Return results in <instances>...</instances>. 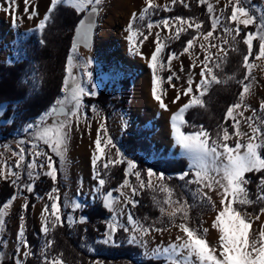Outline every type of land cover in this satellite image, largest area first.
<instances>
[{
    "label": "snow or ice",
    "instance_id": "snow-or-ice-1",
    "mask_svg": "<svg viewBox=\"0 0 264 264\" xmlns=\"http://www.w3.org/2000/svg\"><path fill=\"white\" fill-rule=\"evenodd\" d=\"M102 0H50V4L46 13L39 19L37 27L42 31L47 21L50 19L52 12L62 4L72 5L77 12L84 11L88 5L91 7V15L87 20L81 19L76 28V39L72 44V53L77 51L80 43L88 45L93 29L95 28V20L93 17L99 12V5ZM9 4L16 5V0H8ZM181 3L184 7L189 5L185 0H171V4ZM201 5L207 3V0H198ZM18 7V5H16ZM25 11L29 8L35 9V5L30 4V0H24ZM231 6V14L226 17L228 24H221V15H216L213 4L207 3V11L211 20V30L206 33L202 32L204 22H197L194 18H184L182 16L165 17L159 21H151L147 23L148 34L145 35L140 28L134 27V22L144 20L146 16L155 13L161 8L160 5L155 4L154 0H146V6L140 11L139 15L133 13L129 24L127 25L126 39L129 42V47L137 54H141L140 45L148 41L152 35L154 25L156 27H163L168 29L170 35L166 40H180L182 33H187L189 29H195L197 36H202L203 41L208 44L201 43L200 47L204 51L203 59L200 60L199 82L195 83L196 93L193 92V73L189 72L187 77V87L183 91L177 90L172 103H177L181 99V95L191 96L186 103H184L171 116V134L174 138L175 145L179 146L189 158V172L193 173L194 179L186 180L189 172H182L179 175L180 180L185 181V186L195 183L199 185L198 192L206 200L207 204L212 208H216L217 204L212 200L204 189L209 191H216L217 195L221 197L219 204L223 205L222 209L218 211L212 222V227L218 229L219 237V251L215 246H210L206 239L208 228H204L202 223L196 227L190 226L189 205L187 201H181L179 198H174V190L165 183L163 173H155L151 168L146 170L147 179L142 177L140 170H137V165L133 160L125 159L120 149L116 148L110 136L107 135L106 124L101 122L97 128V134L94 140L95 150L92 153L91 164L95 173L94 179L97 181L95 192L102 195L103 206L110 212L111 219L106 221L107 231L103 243L115 244L116 234L118 230L127 233V242L129 244L146 245L145 236L150 235L153 231L162 233L163 228L155 227L154 224H145L136 219L130 212L126 213L124 208L116 210V204L123 201L124 204H130L133 208L136 207L138 201L134 199L139 190L145 188L152 189L164 193L163 202L156 201L159 206V211L162 216H167L171 227H176L179 233L175 237V241H170L168 246H157L151 250V255L155 257H163L165 264H264V224L260 226L258 234L253 229L254 221L260 219V215L264 214V207H261L259 214L253 217L250 213L243 210L244 206L252 205L260 201H264V118L257 117V109L251 108V105L245 104L246 94L250 92L251 83H245L251 76V71L254 67L250 62V57L253 56L254 41H259V51L255 54V59H264V9H260L259 16L252 14L255 8L251 11L248 7L243 6L242 0H229L228 4L224 5L227 9ZM10 9H5L8 11ZM163 10L170 11L168 4L163 5ZM39 15L38 11L33 10L29 15V19L35 18ZM259 20V23L257 21ZM235 24V27H231ZM244 25V29L248 26L254 25L255 31L244 32L242 42L247 46V54L243 55V67L246 69V74L243 79L239 81L242 85V90L239 92L237 101L227 107L225 114V121L231 120V127L234 129L230 133L229 127L220 125L218 131L210 134L203 125H200L194 131H184L183 126L187 125L185 120V113L188 109L194 106L203 107L202 97L209 90L212 84L227 83V80H221L214 72V68L219 69L221 63L228 58L229 49L231 51H239L238 44L240 41L237 37L244 31L240 27ZM222 27L223 36L218 38L219 44L211 43L214 38L213 33ZM197 36L187 39L186 46L183 47V53H190L193 49ZM155 47L151 52L149 59V66L152 70L151 79V93L153 98L159 103V107L167 110L168 105L164 102L163 96L166 91L163 90V78L159 74L160 70L165 68L162 63L164 59V52L168 45L161 40L159 31L155 33ZM227 46V47H226ZM210 48H217L218 51L212 53ZM215 57V59L213 58ZM167 68L171 69V63L174 59H178L175 52L167 55ZM91 63V61H86ZM195 59L190 65L195 68ZM76 67L73 55H69L66 61V75L62 82V95L57 97L55 101L40 114L38 120L33 124H28V129L35 128V140L31 141V161L27 164V175L32 178L31 183L23 184L22 187L28 192H34V182L36 176L40 173H34V170L39 167L45 169L44 175L51 178L54 186L50 192L47 193L49 203H46L41 211L42 227L41 231L47 235L50 229H56L58 226H65V219L70 226L73 223H85L86 217L80 216L77 221L72 215L62 218L61 203L59 196V189L55 186L57 181V167L53 156L45 151L41 146H47L51 153L59 157L61 163H66L65 153L67 151V144L70 132L72 131L73 121L79 125L80 119L87 118V113L83 111V97L86 95H95L94 92L89 91L84 87L80 81L73 75V70ZM181 71H184L181 65ZM89 80H91L92 73H87ZM180 79L176 72H170L167 76V81L171 87L176 88V85L171 84L173 79ZM229 77L228 79H233ZM254 79V77H252ZM93 87H95L93 85ZM253 115L244 117V111L250 109ZM259 111L264 113V100L260 102ZM247 124L250 132L241 131V119ZM90 127V126H89ZM103 134V138H102ZM235 137L234 145L229 143ZM247 137V140H244ZM103 145V146H102ZM115 149V155L112 156L110 152L105 149ZM26 150L21 147L18 152H13V156L18 157L13 166H9L6 161L0 162V179L10 180L13 186H20V169L24 167ZM98 162L102 164L106 171L109 166L120 164H127L124 171L125 179L118 189L108 190L106 194L102 191L106 184L105 178L101 175L97 165ZM6 169V171H5ZM248 173H260L257 184V196L253 200L250 198L248 185L251 180L247 177ZM129 175L135 177L136 184H133L129 179ZM156 181H153V177ZM167 179H171L168 177ZM138 185V187H137ZM128 189L129 192H125ZM218 189V191H217ZM114 191H119L120 196L115 197ZM17 199L16 195H12L10 199L3 203L0 207V227L5 223V217L8 214V208ZM155 200L156 198L153 197ZM167 205V207H165ZM22 209L27 210L29 207L27 198L22 204ZM80 203L72 205L73 210L81 208ZM126 220L121 221L120 216H125ZM145 220L147 218H144ZM179 219V223H177ZM18 235L23 249H18L22 252V257L17 258L15 264H22V258L32 255L31 246L25 239V223L24 217L20 218ZM52 241H47L45 248L52 245ZM44 264H65L61 256L57 255L49 260L48 256H44ZM99 264V262H96Z\"/></svg>",
    "mask_w": 264,
    "mask_h": 264
},
{
    "label": "rangeland",
    "instance_id": "rangeland-1",
    "mask_svg": "<svg viewBox=\"0 0 264 264\" xmlns=\"http://www.w3.org/2000/svg\"><path fill=\"white\" fill-rule=\"evenodd\" d=\"M186 1L187 0H185V2ZM228 2L229 0H207V3L213 4L216 15H221V13L223 12V15H221L222 25L228 24L226 17L230 16L231 14V6H229L227 9L224 8V5L228 4ZM154 3L160 5L162 8L163 5L165 4H168L170 6L171 0H154ZM207 3H205L206 6ZM242 3L243 6L245 7L255 8V12L258 15L260 14V9H264V0H242ZM30 4L35 5L36 7L35 9L30 7L29 10L26 12L24 6V0H16V5H18V7L16 5L9 4L8 0H0V60L5 62H13L21 58H28L29 62L26 65V71L22 75V78L23 80H28L31 87H36L39 83L38 76L35 70L34 62L29 59L28 50H30L31 46L33 45L32 41L40 40L41 30L37 27V25L39 19L42 18L43 15L46 13V10L50 4V0H30ZM145 6H146V0H102L101 4L98 6L99 7L98 20L95 29V37L93 44L89 48H84L83 46L80 45L77 48L76 52L79 53L83 58V62L80 64V66H85L86 61L92 60L91 64L93 69L99 68L102 71H106L109 68L110 63H113V65L116 63L117 65L125 64L127 68H130V70L136 72L137 74L141 73L143 75V72H147V78L145 81L147 83L148 92L151 93L152 70L149 66V59L151 52L154 51V47H155L154 44L155 33L157 31L160 32L161 40L164 43H167L169 41L166 40L165 38L168 37L170 33L168 29H164L162 26L158 28L154 25L152 29V35L149 37L148 41H146L143 45H140L141 54L135 53L129 47V42L126 39V36L128 34L126 30L127 25L130 22L132 14L137 13V15H139L140 11ZM5 9H10V10L5 11ZM33 10L38 11L39 15L35 18L29 19L28 17L31 11ZM158 10L155 13L146 16L144 20L137 19L134 22V27L140 28L141 31H143L144 34L147 35L148 34L147 23L149 22V20L155 22L165 17L182 16L186 19L191 17L194 18L197 22H200L193 15L179 14V15H171V16L166 15L161 18L153 17L154 14L158 13ZM230 26L234 28L235 24H231ZM208 30H211V28L202 32L206 33ZM223 35L224 33L222 31V27H218V29L213 33L214 38L211 40V43L219 44V40L215 38H218ZM30 36L32 37L29 38ZM193 36H197V34L195 33L191 37ZM201 43L208 44L209 42L203 41L202 36H197L193 49H190V53H183V47L186 46L185 44L180 51L176 52L178 59H174L172 61L170 70L167 68V61H165L164 59L162 60V63L165 64V68L160 70L159 74L163 78V85H162L163 90L166 91V95L163 96V99L168 103H172V100L175 97L177 90H182L184 87H186L187 80L185 81L184 73L188 71L193 73V76L196 78L197 83L199 82L200 60H202L204 56V51L200 47ZM209 51L215 53L216 51H218V49L210 48ZM258 51L256 53H258ZM213 58L215 59V57ZM194 59L198 66L195 68H191L190 65L192 64V61ZM139 61L145 62L146 65L144 63H139ZM188 62H189V66H188ZM250 62L253 63L254 67L251 71V76L249 77V80L246 83H251L252 87L250 89V92L246 94L244 102L247 105H251V108L257 109L256 112L257 117L264 118V113H261L259 111L260 102L264 100V59L256 60L254 55L253 57H250ZM91 64H86V65L90 66ZM113 65L112 67H114ZM181 65L183 66L184 71H181ZM108 71L111 72L112 69L110 68L108 69ZM170 72H176V74L180 77V79L174 78L171 82V84L176 85V88L171 87V85L168 83L166 79L167 76L170 74ZM214 72H215V68H214ZM79 74H80V82L82 84V82L85 81L84 79H82V75L80 71ZM252 77H254V79H252ZM125 78H127L130 82V92H131L127 110H123L120 107H112L110 112L107 114L105 113L103 106L99 104L98 101L92 99L87 102L83 97V102H82L83 111L87 113V118L85 119L82 117L81 120L79 121V125H77L76 123L72 125V131L70 132L69 135L67 151L65 153L66 163H61L59 157H56L55 154L51 153V150L47 148V146H44L42 142H40L44 150L48 151L49 154L52 155L53 159L56 161L57 175L59 176L57 177V181L59 180L60 181L58 182V184L56 181L55 186L58 187L59 189L62 218H66L68 215H72L74 217L73 208H72V205L74 203H80L83 206L88 202L94 201L100 196V194H97L95 192L97 181L94 179L95 173L93 171V166L91 164L92 153L95 150L94 140L97 131L93 132L91 130V127H89V125H87L86 123V120H88L90 117L93 107L97 108L99 111H101L106 115L107 135L111 137L116 148L120 149V151L123 153V157L126 160L130 159L133 160L135 163H136V159L133 157L132 153L125 151L120 141V136L124 130V129L121 130L122 126L129 122H137V123L145 122V123L155 124L158 127V129L161 127L162 120L158 115L154 114L144 106H138L141 103H143V98L145 100L146 97L145 93L143 92V88H141L142 83H144L143 80L134 79L133 88L131 86V80L129 76L114 81L118 83L120 87L119 88L120 94L118 96L114 94L116 84L110 85L108 82H105L104 84L107 85V89L110 93V97L118 98L121 95L122 80ZM104 84H102V86ZM88 88H90L89 91L94 92L95 94H97L98 91L100 90L99 89L98 91H95V89H92L90 83H88ZM90 96H94V95H90ZM181 100L182 99H180L175 104L181 105L180 103ZM50 105L47 106L45 109H43L41 112H39L36 116L21 121L17 126V128L14 129L10 135L4 136L0 133V162L6 161L9 166H13L15 164V160L18 158L16 156H13V152H18L19 148L21 147H23L26 150L25 152L26 159L24 162V167L20 169L13 168L14 171H19L21 173L20 186H18V190L14 194L17 196V199L8 208L7 210L8 214L5 217V223L2 227H0V262L10 258L14 262H16L17 258L22 257V252L18 251V249H23V245L20 243L18 230H19V225L21 223L20 220L21 216L24 217V223H25L26 212L25 210L22 209L21 206L25 202V197L27 198V201L29 200L28 192L22 187V185L33 182L32 178H30L27 175V164L32 159L31 141L35 140V136H34L35 131L32 132L31 134L27 132L24 133V131L28 129L27 125L33 124L36 120H38L40 114H42L46 109H48ZM3 106L5 105L3 104ZM14 108L15 111L10 115V117L8 118L0 117V122H7L10 121L13 117H17L19 111L16 103L14 104ZM251 108L244 111V117L253 115ZM237 118L241 119V125H240L241 131L250 132L243 118L239 116ZM229 131L231 133L234 131V129L229 128ZM156 134H159L157 130L151 134L154 145L152 151L151 152L140 151V153H142L145 159L156 158L157 153L160 151L156 144L157 143ZM102 138H103V134H102ZM232 140L235 143V137H233ZM244 140L246 141L247 137H244ZM234 143L231 145H234ZM106 152H110L112 156L115 155V150L113 149L106 148ZM97 167L100 170L103 178H105L106 180L108 169L105 171L102 167V164L100 166L97 165ZM126 167L127 164L125 165V169ZM149 168L153 170L152 167L150 166L147 167V169ZM44 171L45 169L39 167H37L34 170V173H40L35 178L34 191H35L36 181H38L42 176H46L43 174ZM182 172L184 171L174 172L171 173V175H175L179 177V175ZM132 177L134 176L129 175L128 179L133 184H136L137 182L135 180V177L134 180L132 179ZM144 179L146 180L147 176ZM152 179L154 182L156 181L155 176ZM186 180H190V179L186 178ZM122 182L117 186L116 189L119 188ZM165 183L170 188H172L167 183L166 180ZM181 185L183 190L182 192H180V194L176 193L173 188L172 189L174 190V198H179L181 201L186 200L188 205L190 206L188 209L190 216V226L196 227L202 223L204 228H208L209 231L206 236V239L209 242L210 246H215L219 251V244H218L219 232L218 229L212 227V222L214 221L215 216L218 214V211L221 210L223 207V205L219 204V200L221 199V197L217 195L216 191H209L208 189H204V191L207 192L208 195L212 197V200L215 201L217 204L216 208H212L210 205L207 204L206 200L198 192L199 185L197 187H192L190 184L185 186L184 180H182ZM50 190L45 191L42 194H36L37 197L32 203V210H31L32 221L36 220L38 224L42 223L41 211L44 205L46 203L50 204L47 197V193L50 192ZM124 191L129 192L128 189H124ZM113 195L115 197H119L120 192L116 191L113 193ZM180 195L182 198H180ZM164 196L165 194L161 193L160 196L161 202H163ZM9 199L10 197L8 198V200ZM196 205H200V208L199 210H195L196 212L194 216L198 215L200 219L199 220L196 219L195 221L194 219H192L193 215L191 213V209ZM165 207H167V205H165ZM120 208H124L126 210V213L130 212L128 204L127 205L124 204L122 200L116 204V210L119 211ZM257 214H259V211L257 213H252L251 215L255 217ZM163 217L165 216H162L160 213L159 215L160 221L162 220ZM110 219H111V214L105 217V223ZM119 219L122 222L125 221L126 215L120 216ZM179 222L180 221H178L177 223ZM73 224H71V226ZM262 224H264V214H261L260 219L258 221H254L252 225L253 229L256 230V234H258V231ZM163 229L164 231L162 233L153 231L150 235L144 237L147 243L146 245H140L142 248L143 256H153L151 255L152 249L156 248L158 245L165 247L168 246L170 241H175V237L178 234H181L179 233V230L176 227H171V225ZM106 231H107V227L105 229L104 235L97 238L98 242H103ZM47 235L43 234L42 237H39L38 252L42 258V262H40L39 264H44L45 255L48 256L49 260L59 255L50 252V247L45 248L47 241L51 240L47 237ZM127 235H128L127 233L123 232L121 237L126 238ZM85 246L90 252L95 251L94 244L87 243ZM24 258L25 257L22 258V261ZM96 262H99V264H104L103 260L98 258L93 260L89 264H96ZM124 264H130V263L125 262Z\"/></svg>",
    "mask_w": 264,
    "mask_h": 264
},
{
    "label": "trees",
    "instance_id": "trees-1",
    "mask_svg": "<svg viewBox=\"0 0 264 264\" xmlns=\"http://www.w3.org/2000/svg\"><path fill=\"white\" fill-rule=\"evenodd\" d=\"M189 6L184 7L181 3L170 5V11L163 10V7L158 10L153 17L161 18L166 15H193L197 20L203 21L202 31L211 28V20L207 11L206 4L201 5L198 0H187ZM252 10L253 8H249ZM81 12L70 4L59 5L50 15L45 28L40 32V40L32 41V46L29 53V59L34 62L35 70L39 79L36 87H31L28 80H23L22 75L26 71L28 58H21L13 62H5L0 60V103L5 101L6 107L0 114L2 118H8L15 111L14 104L18 106L19 113L17 117H13L10 121L0 122V133L8 136L17 128L23 120L30 119L36 116L39 112L49 106L55 99L62 95V82L66 73L67 57L71 54L74 57L76 67L73 70V75L80 81L79 66L83 62L82 56L75 52L72 53L71 38L73 28L80 17ZM254 15L259 16L256 12ZM259 23V20L257 21ZM244 29V25L240 26ZM255 31L254 25L248 26L241 33L237 40L239 51H231L229 49L228 58L221 63L219 69L215 68L217 76L221 80H227V83L212 84L202 97L203 107L194 106L185 113L187 125L183 126L184 130H196L200 125L215 138V133L218 131V126L224 125L231 127V120L225 121L227 107L237 101L239 92L242 90V85L239 83L246 74V69L243 67V55L247 54V46L243 44L242 38L244 32ZM195 29H189L187 33L181 34L180 40H169L163 56L166 57L171 52H178L186 44L193 34ZM30 36L29 38H31ZM259 41L255 40L253 45V56L258 51ZM252 56V57H253ZM234 77L233 79H228ZM247 81H245L246 83ZM130 82L127 78L122 80V91L118 98H111L104 84L97 94L94 96L86 95L84 99L96 100L104 108L105 113H109L112 107H120L123 110L128 109L130 98ZM111 105V106H109ZM155 129L154 125L138 126L134 122L128 123L121 136L120 141L125 151L131 152L136 159L138 170L141 171L142 177L146 178L147 167H152L157 173H163L167 183L175 190L176 193L182 192V185L177 176L171 173L184 171L189 172V159L186 156H168L157 157L153 159H145L140 151L149 152L151 150V140L149 133ZM35 131L27 129L24 133L31 134ZM230 144L234 141L230 140ZM115 150V149H113ZM101 163L98 162V166ZM125 164L109 166L108 174L106 175V184L102 190L105 194L108 190L116 189L123 181L125 175ZM247 177L251 183L247 186L250 193V198L256 199L258 194L257 184L260 173H248ZM57 177H59L57 175ZM171 177V179H167ZM187 179H194L193 173L189 172ZM134 180V177H132ZM60 181V180H59ZM57 181V184L58 182ZM53 181L48 176H42L36 181L35 191L28 193L29 207L25 211V238L31 246L32 255L25 257L22 264H39L42 262L41 255L38 252L39 236L35 232L32 221V203L36 199V194H42L48 191L53 186ZM192 187H197L198 184H190ZM18 190V186H13L10 180L0 179V207L14 195ZM116 192V191H114ZM113 192V193H114ZM161 192L154 191L149 188L139 190L134 199L138 204L133 208L130 204L128 207L131 214L142 223L154 224L155 227L165 228L170 226V221L167 216L160 221L159 206L156 201H160ZM153 197L156 199L154 200ZM180 198L181 195H180ZM61 201V199H60ZM261 207H264V201L244 206L243 210L248 213H257ZM200 205H196L191 209L192 219H200L197 215L194 216L195 210H199ZM205 211V210H202ZM74 218L78 221L80 216L86 217L85 223L76 222L72 226H58L56 229H50L47 237L53 242L50 247V252L59 254L65 264H89L95 259L103 260L104 264H165L164 258L155 256H143L142 248L138 244H129L126 238H122L123 231L118 230L116 234L115 244H105L98 242L97 238L104 235L106 229L105 217L110 212L103 206L102 195L92 202L84 204L81 208L73 210ZM144 218H147L146 220ZM179 219H177V222ZM194 227V226H193ZM87 243L94 244L95 251L90 252L86 248ZM0 264H15L10 258L0 262Z\"/></svg>",
    "mask_w": 264,
    "mask_h": 264
},
{
    "label": "crops",
    "instance_id": "crops-1",
    "mask_svg": "<svg viewBox=\"0 0 264 264\" xmlns=\"http://www.w3.org/2000/svg\"><path fill=\"white\" fill-rule=\"evenodd\" d=\"M190 38H192V37H190ZM90 61H92V60H90ZM113 62H115V61H113ZM139 63H144L146 65V63L143 61H139ZM86 64H91V63H85V66L79 67V71L82 75V79H84V81H85V82H82V85L84 87L88 88V83H90L92 89H95V91H98L100 89V87L102 86V84H104L105 82H108L110 85L116 84L114 94L116 96H118L120 94V89H119L120 87H119V84L114 82V81H117L118 79L129 76L130 80H131V86L133 88L134 79L143 80L144 83H142L141 88H143V92L145 93L146 97H145V100L143 98V103H141L138 106L146 107L148 110H150L154 114L158 115L162 120L161 127L159 129L155 124L145 123V122L144 123L134 122L135 124L137 123V125H139V126H149V125L155 126V129L153 131H151L148 135L149 139L151 140L150 152L152 151L153 146H154L151 134L157 130V132H159V134H156L157 135L156 136V142H157L156 144L160 150L156 155L157 157H168V156H181V155H183V156H186L188 158L187 154H185L179 146L175 145L174 138L172 137V134H171V119L170 118H171L173 113H175L184 103H186L188 101V99L191 98V96L181 95V99H182L180 102L181 105L174 104V103H168L167 101L164 100V102L168 105V109L165 110V109H162L159 107V103L153 98L152 93L148 92L147 83L145 81L147 78V72H143V75L141 73L137 74L136 72H133L132 70H130V68H127L125 66V64L117 65L115 63L113 65V63H110L108 69L111 68L112 69L111 72L108 71V69L106 71H102L99 68L93 69L92 64L90 66H88ZM112 65L114 67H112ZM188 66H189V62H188ZM88 72L92 73L91 80H89V77L87 75ZM188 74H189V71L184 73L185 81L187 80ZM193 80H194L193 92L198 95V93H196V89H195V83H197V80L194 76H193ZM93 85L95 87H93ZM186 87H187V85H186ZM88 90H90V88H88ZM180 91L182 92L183 89ZM134 101H133V103H134ZM3 104L5 106H3ZM131 105H132V103H131ZM131 105H130V107H131ZM4 107H6L5 102H1L0 103V114L4 111L3 110V109H5ZM106 119L107 118H106V115L104 113L99 111L97 108L93 107L92 112L90 114V117L88 120H86V123H87V125H89L91 127V130L93 132H96L97 128L99 127V124L101 122L107 124ZM74 123H76V122L73 121V124ZM127 124H124L122 126L121 130H123ZM182 130H184V129L182 128ZM184 131H194V130H184ZM105 151H106V149H105ZM148 160H150V159H148ZM0 166H2V165H0ZM33 225H34V229H35V232L37 233V235L39 237H42V235L44 234L41 231L42 223L38 224L36 222V220H34Z\"/></svg>",
    "mask_w": 264,
    "mask_h": 264
},
{
    "label": "water",
    "instance_id": "water-1",
    "mask_svg": "<svg viewBox=\"0 0 264 264\" xmlns=\"http://www.w3.org/2000/svg\"><path fill=\"white\" fill-rule=\"evenodd\" d=\"M91 7L92 5L88 6L80 15V17L78 18V20L76 21L75 25H74V28H73V33H72V38H71V45L73 44V41L77 38L76 37V28L77 26L79 25V21L81 19H85L87 20L88 17L91 15ZM93 19L95 20V25H97V20H98V13L93 17ZM95 29H96V26L95 28L93 29V34L91 36V39L88 43V45L86 46L84 43H80L79 45L80 46H83L84 48H89L91 47V45L93 44V41H94V37H95Z\"/></svg>",
    "mask_w": 264,
    "mask_h": 264
},
{
    "label": "built area",
    "instance_id": "built-area-1",
    "mask_svg": "<svg viewBox=\"0 0 264 264\" xmlns=\"http://www.w3.org/2000/svg\"><path fill=\"white\" fill-rule=\"evenodd\" d=\"M38 81H39V79H38Z\"/></svg>",
    "mask_w": 264,
    "mask_h": 264
}]
</instances>
